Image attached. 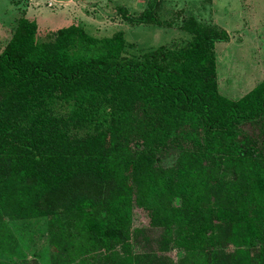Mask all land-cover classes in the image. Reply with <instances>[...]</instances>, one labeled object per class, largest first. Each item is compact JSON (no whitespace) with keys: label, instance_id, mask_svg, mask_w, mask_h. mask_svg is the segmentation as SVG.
Wrapping results in <instances>:
<instances>
[{"label":"trees","instance_id":"1","mask_svg":"<svg viewBox=\"0 0 264 264\" xmlns=\"http://www.w3.org/2000/svg\"><path fill=\"white\" fill-rule=\"evenodd\" d=\"M38 29L21 18L0 53V205L14 218L74 215L91 244L109 248L124 238L104 232L109 215L92 222L90 206L115 207L128 173L165 188L183 176L199 256L187 245L181 264H264V80L238 99L219 92L215 43L231 33L199 30L184 47L138 59L123 54L121 31L98 38L71 24L41 38ZM134 262L167 264L151 245Z\"/></svg>","mask_w":264,"mask_h":264},{"label":"rangeland","instance_id":"2","mask_svg":"<svg viewBox=\"0 0 264 264\" xmlns=\"http://www.w3.org/2000/svg\"><path fill=\"white\" fill-rule=\"evenodd\" d=\"M144 11L148 22L134 23L127 18ZM23 17L37 22L41 38L71 24L83 26L98 38L121 31L126 40L123 54L138 59L161 46L184 47L199 30L225 28L231 33L229 40L216 42L214 49L219 92L238 99L264 80V0H0V53ZM174 159V153H169L162 164L170 166ZM174 185L165 188L157 179L137 186L128 173L124 185L119 186L115 207H110L115 204L113 199L90 206L92 222L94 214L97 218L109 215L115 224L106 223L104 232L124 238L109 248L104 242L91 244L87 225L74 215L14 218L11 210L0 205V264H105L106 256L114 252H119L117 259L111 260L114 263L136 264L134 255L149 245L167 264H181L187 245L198 257L194 229L187 225L182 207L179 185H184L183 176ZM124 199L126 205L119 211ZM168 217L169 222H165ZM203 217L208 223L212 221L210 211ZM256 244L252 241L242 247Z\"/></svg>","mask_w":264,"mask_h":264}]
</instances>
